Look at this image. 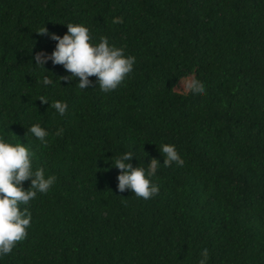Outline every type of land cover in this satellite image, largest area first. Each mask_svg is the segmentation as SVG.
<instances>
[{
	"label": "trees",
	"instance_id": "trees-1",
	"mask_svg": "<svg viewBox=\"0 0 264 264\" xmlns=\"http://www.w3.org/2000/svg\"><path fill=\"white\" fill-rule=\"evenodd\" d=\"M67 23L135 57L116 89L93 76L82 90L78 77L60 80L63 66L35 64ZM186 76L205 93L174 91ZM57 100L64 116L49 107ZM33 124L46 145L26 135ZM0 139L56 177L20 206L27 238L0 264H198L205 248L207 264H264V0H0ZM165 143L182 167L163 165ZM126 152L134 167L160 162L157 195L119 191L111 159Z\"/></svg>",
	"mask_w": 264,
	"mask_h": 264
},
{
	"label": "clouds",
	"instance_id": "clouds-1",
	"mask_svg": "<svg viewBox=\"0 0 264 264\" xmlns=\"http://www.w3.org/2000/svg\"><path fill=\"white\" fill-rule=\"evenodd\" d=\"M123 22L122 17H114L112 23ZM67 32L61 37L55 33L51 39L57 41L51 54L37 52L34 56L35 64L44 67L51 60L53 65H61L70 73L60 77V80L70 81L79 78L78 88L87 89L91 85L90 77L97 78L98 86L104 93H109L120 85L125 77L133 71L134 56H125L124 49L109 44L106 36H101L98 44L91 42L89 29L82 24L67 23ZM38 35H48V29L44 26L36 31ZM45 68V67H44ZM42 83L45 86L54 82L48 76H44ZM174 91L181 94H204V85L194 76H186L173 87ZM42 103L49 100L40 96ZM49 107L64 116L68 105L62 101H54ZM63 128L57 130L55 135H62ZM31 134L45 145L48 132L39 124H33L28 128L27 134ZM164 157L163 165L170 167L173 163L182 167L185 161L172 144H162L159 147ZM133 153L126 152L115 159H111L115 167L120 169L118 176V189L124 192L126 189L137 198L145 200L159 193V186L152 183L160 167V162L153 158L148 164L147 170L142 167H134L131 163ZM30 180V187L25 189L23 183ZM54 175L45 176L43 167L33 169L32 153L23 143L12 144L0 139V257L10 254L18 242L27 238V229L31 226V212L28 207L21 210V205H29L36 198L37 193L46 194L55 183ZM198 264H207L210 253L207 248L200 252Z\"/></svg>",
	"mask_w": 264,
	"mask_h": 264
},
{
	"label": "rangeland",
	"instance_id": "rangeland-1",
	"mask_svg": "<svg viewBox=\"0 0 264 264\" xmlns=\"http://www.w3.org/2000/svg\"><path fill=\"white\" fill-rule=\"evenodd\" d=\"M177 92V91H176ZM179 93V92H178Z\"/></svg>",
	"mask_w": 264,
	"mask_h": 264
}]
</instances>
